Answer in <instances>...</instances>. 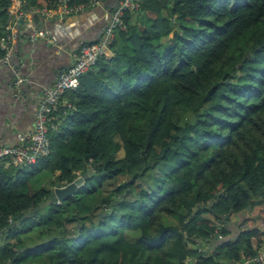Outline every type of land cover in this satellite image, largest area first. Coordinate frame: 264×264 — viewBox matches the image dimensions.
<instances>
[{"label":"trees","instance_id":"obj_1","mask_svg":"<svg viewBox=\"0 0 264 264\" xmlns=\"http://www.w3.org/2000/svg\"><path fill=\"white\" fill-rule=\"evenodd\" d=\"M130 17L62 99L49 155L0 163V264H235L264 246V0H141ZM77 172L61 203L34 185Z\"/></svg>","mask_w":264,"mask_h":264},{"label":"built area","instance_id":"obj_2","mask_svg":"<svg viewBox=\"0 0 264 264\" xmlns=\"http://www.w3.org/2000/svg\"><path fill=\"white\" fill-rule=\"evenodd\" d=\"M70 0H58L56 9L35 7L24 10V0H13L8 7L9 22L6 25V35L0 37V66H10L12 72V87L26 82V78L19 75L18 68L13 66V47L20 35L28 39H42L50 44L48 32L38 26L40 20H61L73 11L84 10L86 5L96 6L101 0H88L79 4H70ZM141 0H118L113 7H103L100 20L103 24L102 34L95 42L81 44L72 54V62L60 68L54 78L53 84L43 90L42 97L34 113L33 127L29 131L17 134V144L10 147L0 146V163L9 165H32L38 158L46 157L50 153L48 131L53 128V115L60 106L73 109V106L62 101L68 92L75 91L79 86L80 76L89 70L101 57H106L109 45L114 38L116 29H123L125 13H137L140 10ZM39 21L35 22V19ZM21 20V23H19ZM26 24L24 29L21 24ZM76 175H80L78 172ZM220 238V237H219ZM243 264H264V246L254 257L243 258ZM241 264V263H235Z\"/></svg>","mask_w":264,"mask_h":264},{"label":"crops","instance_id":"obj_3","mask_svg":"<svg viewBox=\"0 0 264 264\" xmlns=\"http://www.w3.org/2000/svg\"><path fill=\"white\" fill-rule=\"evenodd\" d=\"M116 1L103 0L100 5L89 6L77 15H68L61 21L50 20L53 26L38 23L48 32L50 44L42 39H28L25 35L18 37L13 47L12 64L26 82L12 87L11 67L0 66V146H15L17 134L32 129L43 90L53 84L60 68L72 62V54L82 43L98 39L103 7Z\"/></svg>","mask_w":264,"mask_h":264},{"label":"water","instance_id":"obj_4","mask_svg":"<svg viewBox=\"0 0 264 264\" xmlns=\"http://www.w3.org/2000/svg\"><path fill=\"white\" fill-rule=\"evenodd\" d=\"M19 23H21V20H19ZM85 178L86 174L75 175L74 178L65 185L56 183L52 189L53 195L51 196V200L61 203L67 198L73 196L76 190L83 185ZM243 262V260L240 261L242 264Z\"/></svg>","mask_w":264,"mask_h":264},{"label":"rangeland","instance_id":"obj_5","mask_svg":"<svg viewBox=\"0 0 264 264\" xmlns=\"http://www.w3.org/2000/svg\"><path fill=\"white\" fill-rule=\"evenodd\" d=\"M135 15H136V13H131V15H130L131 17L130 18H131L132 21H134ZM25 25H26L25 23L21 24L20 28L24 29ZM111 55H112V53L108 52V54H107V56L105 58H109ZM52 133L53 132H50L49 134H52ZM117 156L118 157L122 156V151H119V153H117ZM37 176L38 177L35 179L34 185L35 186H40V185L44 186L45 185L46 188H49L52 191L53 186L51 185V181L53 180V176L43 177V176H41V174H39ZM67 227L70 229L69 226H67ZM258 227H260L261 229H264V222L258 221Z\"/></svg>","mask_w":264,"mask_h":264}]
</instances>
